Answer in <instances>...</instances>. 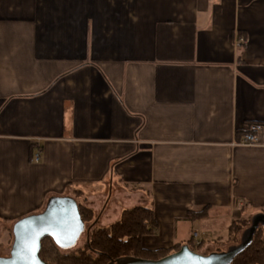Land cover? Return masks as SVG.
<instances>
[{
	"label": "crops",
	"instance_id": "crops-1",
	"mask_svg": "<svg viewBox=\"0 0 264 264\" xmlns=\"http://www.w3.org/2000/svg\"><path fill=\"white\" fill-rule=\"evenodd\" d=\"M250 125L264 127V0H0V257L6 224L55 196L101 227L150 207L146 249L198 235V253L229 251L215 248L232 224L264 214Z\"/></svg>",
	"mask_w": 264,
	"mask_h": 264
},
{
	"label": "trees",
	"instance_id": "trees-1",
	"mask_svg": "<svg viewBox=\"0 0 264 264\" xmlns=\"http://www.w3.org/2000/svg\"><path fill=\"white\" fill-rule=\"evenodd\" d=\"M80 196V193L75 194L76 198ZM78 206L86 225L85 245L72 253H63L66 250L59 248L51 238H44L40 251V258L43 261L49 264H117L134 259L157 261L178 252L183 247L179 244L170 249L144 248L143 238L156 234L158 230V221L150 207L136 206L124 210L118 221L109 227H101L97 224V217L92 209L82 203H78ZM252 221L253 217L245 232L251 228ZM240 225L241 221H238L230 227V235L226 242L234 243L232 247L241 244V241L238 242ZM263 228L264 225L258 227L251 243L236 255L231 264H264ZM12 231L13 227L10 230L11 235ZM203 245L202 243L196 247L192 243L189 247L199 252Z\"/></svg>",
	"mask_w": 264,
	"mask_h": 264
},
{
	"label": "water",
	"instance_id": "water-1",
	"mask_svg": "<svg viewBox=\"0 0 264 264\" xmlns=\"http://www.w3.org/2000/svg\"><path fill=\"white\" fill-rule=\"evenodd\" d=\"M264 225V214L253 218L240 245L227 252L205 255L183 246L178 252L157 260H127L117 264H231L252 241L254 233ZM86 230L78 202L73 197H51L44 210L19 219L13 225V243L9 256L0 257V264H49L40 258L42 240L51 238L63 250L74 248ZM31 248V252L27 251Z\"/></svg>",
	"mask_w": 264,
	"mask_h": 264
},
{
	"label": "rangeland",
	"instance_id": "rangeland-1",
	"mask_svg": "<svg viewBox=\"0 0 264 264\" xmlns=\"http://www.w3.org/2000/svg\"><path fill=\"white\" fill-rule=\"evenodd\" d=\"M250 221H251V218H247V219L241 221V225H240L241 231L238 235V242H240V238H241L240 236L247 229ZM13 225L14 224H10V223L6 224V230H5V233L3 235V241H4V246H5L4 257L9 256L10 251H11V247H12V243H13V235L10 234V230L13 227ZM262 231H263V235H264V228L262 229ZM86 241H87V233L85 231L84 234L81 236L80 240L78 241L77 245L70 250L64 251L63 253H72V252L76 251L77 249L82 248L85 245ZM233 245H234V243H232V242L230 243V242L224 241L223 243L218 244V247L215 248V250L227 251ZM194 250L197 251V249H194ZM211 251H209V252H211Z\"/></svg>",
	"mask_w": 264,
	"mask_h": 264
},
{
	"label": "built area",
	"instance_id": "built-area-1",
	"mask_svg": "<svg viewBox=\"0 0 264 264\" xmlns=\"http://www.w3.org/2000/svg\"><path fill=\"white\" fill-rule=\"evenodd\" d=\"M244 44V39H239L238 46H241ZM264 131V127L261 125H250L246 128L245 134L241 141L239 142V145L247 146V147H256L261 145V134ZM41 160V153H36L34 157V161L36 163H39ZM199 237L198 235H194V239L196 240L195 246L198 247L201 243L199 240H197Z\"/></svg>",
	"mask_w": 264,
	"mask_h": 264
},
{
	"label": "snow or ice",
	"instance_id": "snow-or-ice-1",
	"mask_svg": "<svg viewBox=\"0 0 264 264\" xmlns=\"http://www.w3.org/2000/svg\"><path fill=\"white\" fill-rule=\"evenodd\" d=\"M27 251L31 252V248H28Z\"/></svg>",
	"mask_w": 264,
	"mask_h": 264
}]
</instances>
